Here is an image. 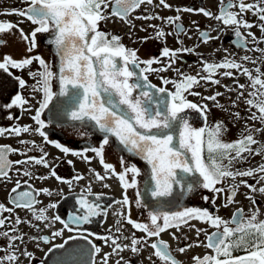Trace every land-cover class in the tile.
<instances>
[{
	"label": "snow or ice",
	"instance_id": "1",
	"mask_svg": "<svg viewBox=\"0 0 264 264\" xmlns=\"http://www.w3.org/2000/svg\"><path fill=\"white\" fill-rule=\"evenodd\" d=\"M26 7L5 9V14H15L23 19L17 23L0 21V48L7 47L8 41L4 34L14 30L19 32V39L26 45V51L21 58H14L11 54H2L0 59V70L8 72L12 69L30 68L34 63L38 68L30 70L28 75L34 80L32 91L39 94V107L35 109L32 120L37 127L32 129L30 125H13L10 128L0 127V136H20L22 133H34L60 150L65 157L71 155L90 163L95 157L99 159L104 170L103 174L95 169L89 168L96 181H105L111 177L119 180L123 190L122 199L114 201L121 209L128 208L130 199L128 189L137 188V177L141 169L135 163H128L123 157L120 160V171L115 166L107 163L104 158V148L109 144V138L115 137L123 149L135 157H139L149 168V180L146 182L145 191L155 202L153 210L148 212L147 222L133 220L130 214L122 211L114 212L120 217L116 220V235L97 236L111 247V252L104 253L99 264H109L113 254L119 255L121 251L131 247L132 252L140 251V248L149 246L153 252L148 257L150 264H183L173 254H181L192 248L203 247L207 251L203 254H194L190 257L191 264H264V219L261 218V209L255 198V193L264 195V141L258 136L264 133V48L258 47L264 43V0H221L218 14L200 7L198 11L205 17L215 19L218 24L215 29L209 27L208 31L200 30L201 42L208 43L216 39L209 31H219V23L231 27L235 40L232 44L249 52H259L258 57L251 55L240 56L234 54L224 56L220 60L205 59L200 56L202 67L196 74H190L176 67L181 53H193L194 48L177 47L175 49L163 47L160 57L141 59L138 49L128 47L122 41L119 34H114L101 29L100 25L112 17L122 20L125 24L134 27L129 19L130 14L140 9L143 5H153L154 0H24ZM111 6V11L108 9ZM172 8L166 0H159L155 7ZM235 9V10H234ZM192 7H176L175 16L161 17L159 14H145L136 16L135 19L160 20L161 24H149L153 36L137 38L139 43L149 39L165 41L169 35H175L178 44L183 45L181 37L186 34L182 23L181 12H193ZM149 12V9H145ZM252 13L257 17L259 23L249 22L244 18L246 13ZM29 22L32 27L25 32L19 28V23ZM195 23V22H193ZM172 26V30L166 32L163 25ZM258 27L260 37L250 31ZM245 29V33L241 32ZM141 31L147 28L141 27ZM38 34H47L50 39L47 43L54 50L58 58V64L54 65L46 61L41 55H33L38 47ZM131 36V34L129 33ZM250 37L251 39H247ZM253 45L251 48L248 45ZM227 52V49L224 50ZM246 63L255 67L250 69ZM160 65L153 67V65ZM143 65V67H141ZM223 70V71H221ZM246 78V83H239L238 76ZM174 72V78L161 76V84L157 86L149 80V73ZM228 77L234 81V86L223 85L228 92H236V99L229 97L228 106L219 102L218 97L223 93L217 91L212 95L204 96L193 89L201 83L219 85L220 80L215 77ZM21 88L26 86L24 79L16 77ZM58 82L59 92L53 90V83ZM168 85H171V90ZM247 93V95H245ZM63 97L64 100L58 105V111L54 115H62L73 122L82 125L91 123L94 129L103 133V139L98 147H85L82 150H73L55 140H49L42 130L46 127L45 121L41 119V113L49 107L54 97ZM200 98V103L193 102L188 97ZM243 101L246 106V116H241L240 111H230L237 108L239 102ZM211 101L213 106L228 113L236 121L243 119L244 125L237 134L236 139H225L229 131L223 119L209 122L211 109L207 103ZM29 101L20 93H17L10 103L3 104V108L12 109L27 105ZM27 110V109H24ZM187 110H194L203 120V126L194 127L186 116ZM8 119L14 117L9 114ZM251 122V123H250ZM260 127H256V123ZM85 133H82L84 135ZM25 149L13 148L9 145H0V180L11 179L9 171L16 165H27L29 167L15 168L17 174L22 172L23 176L32 177L31 165L42 166L49 169L48 175L37 178L47 180L55 178L61 183L72 187L73 180L84 179L81 174H76L72 179H64L56 172L55 167L49 163V153L44 151L41 145L35 141L20 140ZM39 149L40 155H28ZM93 153L94 157L87 153ZM10 154L24 156L21 160L9 159ZM255 156H261V161L255 166L247 168L237 167L243 165ZM69 165L73 164L68 160ZM251 178L255 183H248L246 179ZM231 180L232 183H225ZM24 185L28 181H23ZM249 190L245 198L251 202V207L245 212L243 208H236L230 218L225 219L217 212L208 208L183 207L176 211H164V205L174 206L178 198H182L200 187L215 195L212 203L215 205L219 194H226L224 207L237 203L235 197L240 187ZM21 181L16 180L14 187L8 193V202L12 207L0 203V237L7 240V245L0 247V264H19L20 257L29 260L34 254L27 250L25 244V233L19 231L21 223H27L37 231L36 236L28 237L30 240L49 243L47 235H39L41 231L39 224L43 223L45 228H50L54 222H60L63 226L60 230L53 231L51 237H60L64 230L75 235H69L62 244H54L53 248L63 249L69 241L84 240L91 245V249L79 246L73 250L84 257V264H97L96 255L102 249L91 239L95 233H87L80 226L91 223L93 217L107 215L108 208L99 202L101 194L92 192L91 183L80 194L76 203L79 206V214H71L69 221H64L59 215L49 217L48 209H55L56 204L51 203L47 207L38 206L40 194L52 195L49 188L32 190H20ZM103 187H109L104 184ZM179 188V191H177ZM141 193L137 191L136 205L142 207L140 202ZM95 196V200H90ZM171 198V199H169ZM205 201L209 200L204 196ZM25 209L31 213L33 220H22L15 215V209ZM4 213L9 215L5 216ZM121 219L142 233L137 237L132 233L131 237L123 235ZM192 221L206 225L207 227H196ZM183 227L194 229L196 240L187 242L184 246L172 249L167 241L161 238V234L175 228L177 232ZM211 229V231H209ZM203 235L204 240H199ZM155 238V239H152ZM172 238L178 242L181 237L172 233ZM122 240H130V244H122ZM151 240V243L149 241ZM187 241L188 238L184 237ZM39 245L37 244V247ZM139 246V247H138ZM49 252L52 248L48 249ZM241 253V254H236ZM155 257L156 260H153ZM116 264H120L117 260Z\"/></svg>",
	"mask_w": 264,
	"mask_h": 264
},
{
	"label": "flooded vegetation",
	"instance_id": "2",
	"mask_svg": "<svg viewBox=\"0 0 264 264\" xmlns=\"http://www.w3.org/2000/svg\"><path fill=\"white\" fill-rule=\"evenodd\" d=\"M159 0H154L153 5H143L140 9L135 10L132 14H130L129 19L132 21L134 27L125 24L122 20L112 17L111 19L102 22L100 27L104 31H108L114 34H119L123 38V43L128 47L138 49V55L141 59H150V58H160V53L163 47L167 46L169 48L175 49L177 47H189L194 48L195 51L191 54L189 53H181L180 58L176 63V67L180 68L182 71L196 74L198 69L202 67L200 64V56L199 54H203L205 59H216L220 60L226 55H222V50H217V44H222L224 42L227 43L228 47L232 50L231 54H234L237 59L243 55H251L252 57H258L260 55L259 52H249L243 49H239L232 44V41L236 38L232 32L231 27L225 26L223 23H219V31L211 30L209 34L212 37H216V39L210 40L208 43L201 42L199 38V31L197 30V26L200 30L208 31L211 26L212 29H215L218 22L209 17H205L202 13L198 11L200 7H204L205 9L211 11L213 14H218L219 6L221 0H166L167 3L172 5V8L166 9L162 6L157 8L155 7L158 4ZM26 3L24 0H0V21H8L17 23L21 21L23 18L15 15V14H5L4 10H11L12 8H24L26 7ZM192 7L194 9L193 12H181L180 15L182 17V23L186 29V34L181 37L183 40V45H180L176 41L175 35H169L166 37L165 41H160L156 39H149L144 43L134 42L137 41V38L144 36H153V31L148 27L149 24H161L160 20H143V19H135L136 16L145 15V14H159L161 17L167 16H175V8L176 7ZM145 9H149V12H145ZM235 10V9H234ZM108 11H111V6ZM244 18L249 22H253L258 24L259 21L256 16L252 13H246ZM195 22V23H193ZM32 25L25 21L24 23H19V28H23L25 32L30 31ZM141 27L147 28V31H141ZM166 32L172 30V26L165 24L163 25ZM242 33H245V29H240ZM255 36L260 37L261 33L258 27H253L250 29ZM131 34V36L129 35ZM4 39L8 41V46L0 48V59H2V54L7 53L11 54L14 58H21L22 55L26 51V45L20 41L19 32L13 31L11 33L4 34ZM50 37L47 34H38L37 41L38 47L32 53L33 55L39 54L46 61L52 63L54 65V70H56L55 65L58 64V58L54 54V50L47 43V40ZM247 39H251L248 37ZM208 47L207 50H202V47ZM253 45L249 44L248 47L251 48ZM260 48H264V43H260L258 45ZM229 55V54H227ZM160 65L154 64L153 67H159ZM246 66L250 69H254V65L251 63H246ZM143 67V65L141 66ZM264 67V66H262ZM38 68V64L34 63L30 66V68L25 69H12L9 68L8 72H4L0 70V127L10 128L13 125H30L32 129L37 127L35 121L32 120V116L35 115V109L39 107L40 96L37 93L32 91V85L34 80L31 76L28 75L30 70L34 71ZM223 71V70H221ZM234 75L238 76L239 83H246V78L242 75L235 73ZM175 73L172 71H168L165 73H149V80L156 84L157 86H163L161 84V76H166L169 78H174ZM16 77H20L25 80L26 86L21 88ZM220 80L219 85H214L211 83H201L199 87L194 88V91L200 92L202 95H212L214 92L223 93L222 96L218 97L220 103L228 106L230 104L229 97L232 100L236 99V92H228L223 87V85H229L228 83L221 82V76L215 77ZM171 90L172 86L168 85ZM53 90L55 92H59L58 82L53 83ZM20 93L23 97H25L29 103L23 108L13 107L12 109L3 108V104L10 103L11 99L17 94ZM247 95V93H245ZM190 100L196 103H200V98L195 96H189ZM64 100L63 97H54L53 101L49 104V107L41 113V119L45 121L46 127L42 129L49 140H55L73 150H82L85 147H98L100 142L103 139V133L99 132L98 129H94L91 123L81 124L80 122H73L67 119V117L62 115H54L53 113L58 111V105ZM209 105L211 109V113L209 116V122H213L217 119H223L228 126L229 131L226 133L225 139L234 140L237 137L238 132L244 125V120L236 121L234 117L229 116L228 113L223 112L222 110L213 106L211 101H203ZM27 109V110H24ZM230 111H240L241 116H246V106L243 101L239 102V106L237 108H231ZM9 114H11L14 119H8ZM186 116L189 119V122L192 123L194 127L203 126V120L194 110H187ZM251 123V122H250ZM256 127H260V124L257 122ZM82 133H85L82 135ZM258 139L264 141V133L258 136ZM20 140H28L35 141L37 145H41L44 151L49 153L48 160L52 167H55L56 172L59 176L64 179H72V177L76 174H81L84 176V179L80 181L73 180L72 187L69 188L67 184L61 183L57 181L55 178L49 177L47 180L39 179L38 176L48 175L49 169H46L42 166L31 165L30 170L33 172V176L26 177L20 174H17L15 168H21L22 170L27 165H16L9 171V176L11 177L8 181L0 180V203H4L7 207H12L8 202V193L12 187L15 185L16 180H20L22 187L20 190H32V189H40V188H49L52 192V195L40 194L37 199L40 201L38 206L47 207L51 203H55L57 206L55 209H48L47 215L52 217L54 215H59L62 220L69 221L71 214L77 213L79 214V206L76 203L78 194L82 192V190L86 189L91 183L92 192L95 194H103L100 199V203L102 206L108 208L107 215H101L97 217H93L91 223L87 225L80 226L81 229H86L84 232L85 235L87 233H95L94 236H90L89 239L93 241L98 247L102 249L101 253L96 255L97 264L104 253L111 252V247L101 239H97V236H108L109 230H111L112 235H116V220L120 217L114 215V212L122 211L126 214H130L133 220L139 222H147L148 212L153 210V206L155 202L153 198L147 194L145 191L146 182L149 180V168L147 164L140 160L139 157L132 156L127 151L123 149V146L119 144L115 137L109 138V144L104 148V158L107 163H111L115 166L117 171H120V160L123 157L128 163H135L137 167L141 169L140 175L137 177V188L128 189V196L130 199V205L128 208L121 209L119 204L114 203V201H119L122 199L123 190L120 187L119 180L116 177H111L106 179L105 181H96L92 173L88 171L89 168L95 169L97 172L103 174L104 170L102 165L99 162L98 158L94 157V154L89 152L88 156L94 157L90 163L83 161L78 157H73L68 155L64 156L63 153L60 152L59 149L54 147L52 144L46 142L43 137L34 133H22L20 136H9L5 134L0 136V145H9L13 148L25 149V145H21L18 141ZM28 155L39 156L40 151L36 149L32 152H29ZM9 159L21 160L24 159V156L20 154H10ZM68 160H72L73 164L69 165L67 163ZM261 161V156H255L250 159L249 162L244 163L243 165L237 164V167L247 168L249 166H255L258 162ZM238 179H246L248 183H255V180L251 178H238ZM23 181H28L27 185L23 184ZM232 183L231 180L225 183V187L227 184ZM104 184H108L109 187H103ZM137 191L141 193L139 199L142 207H137L136 205V194ZM179 191V188H177ZM249 190L246 187L241 186L238 194L235 199L237 203L229 205L228 207H224L225 195L219 194L216 199L215 205L212 203V197L215 195L214 193L209 192L206 189L197 187L193 192L187 194L182 198H178V201L174 206L164 205L162 210L164 211H176L178 208L183 207H200V208H208L210 211L217 212L220 216L225 219L230 218L232 213L236 208H243L245 212L251 207V202L245 198V194H248ZM255 198L257 200L258 205L261 209V218L264 219V195L259 193H255ZM204 196H208L209 200L205 201L203 199ZM95 196H90V200H95ZM171 199V198H169ZM5 216L9 215L8 213H4ZM15 215H18L22 220H29L32 223H39L33 220V217L30 212L25 209L17 208L15 209ZM192 224H195L196 227H207L199 223L198 221H192ZM121 224L123 225V235L131 237L132 233H135L137 237L143 236L144 233L133 229L130 224H128L125 220L121 219ZM41 231L39 235H47L50 238L49 243H44L43 241L38 240H30L28 237L36 236L37 231L35 228L29 226L27 223H21L18 228L21 233H25V244L21 245L23 248L25 245L27 250L34 254V258L29 260L26 257L21 256L19 264H84V257L78 255L75 251L79 246H84L91 249V245L84 240H76L69 241L65 244L63 249L53 248L54 244H62L64 240L69 235H75L76 233H70L67 230H64L63 235L60 237H51V233L53 231L60 230L63 226L60 222H54L50 228H45L43 223L39 224ZM7 229H0V231H4ZM211 231V229H209ZM172 233H175L177 236L181 237V240L178 242L172 238ZM184 237H187L188 240L185 241ZM161 238L168 242L172 249H176L178 246H184L185 243L195 241L196 234L195 230H189L188 227H183L179 232L175 228H172L161 234ZM155 239V238H152ZM199 240H204V236L201 235ZM122 244H130V240H122ZM151 243V240L149 241ZM37 244L39 245L37 247ZM7 245V240L3 237H0V247H4ZM139 247V246H138ZM52 248V251L49 252L48 249ZM207 249L203 247L192 248L189 251L181 254L179 252H174L173 254L176 258L183 262V264H191L190 257L194 254L203 255ZM153 252V249L149 246H145L140 248L139 252H132L131 247L124 249L119 253V255L113 254L109 259V264H116V261L119 260L120 264H150L148 257ZM3 252H0V255H3ZM241 254V253H236ZM153 260H156L155 257H152ZM156 264H159V261L156 260Z\"/></svg>",
	"mask_w": 264,
	"mask_h": 264
},
{
	"label": "rangeland",
	"instance_id": "3",
	"mask_svg": "<svg viewBox=\"0 0 264 264\" xmlns=\"http://www.w3.org/2000/svg\"><path fill=\"white\" fill-rule=\"evenodd\" d=\"M208 47H202V50H207ZM227 49V52H225L224 50ZM217 50L220 51L222 50V55H227V54H231L230 51H232L226 42L222 43V44H217ZM221 82L223 83H228L231 84V86H234V81L232 78H228V77H221Z\"/></svg>",
	"mask_w": 264,
	"mask_h": 264
},
{
	"label": "water",
	"instance_id": "4",
	"mask_svg": "<svg viewBox=\"0 0 264 264\" xmlns=\"http://www.w3.org/2000/svg\"><path fill=\"white\" fill-rule=\"evenodd\" d=\"M235 39H236V38H235ZM235 39H234V40H235Z\"/></svg>",
	"mask_w": 264,
	"mask_h": 264
}]
</instances>
